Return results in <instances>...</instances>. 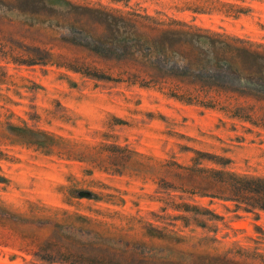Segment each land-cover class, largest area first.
<instances>
[{"label": "rangeland", "instance_id": "1", "mask_svg": "<svg viewBox=\"0 0 264 264\" xmlns=\"http://www.w3.org/2000/svg\"><path fill=\"white\" fill-rule=\"evenodd\" d=\"M218 1L0 0V264H264V0Z\"/></svg>", "mask_w": 264, "mask_h": 264}, {"label": "trees", "instance_id": "2", "mask_svg": "<svg viewBox=\"0 0 264 264\" xmlns=\"http://www.w3.org/2000/svg\"><path fill=\"white\" fill-rule=\"evenodd\" d=\"M222 4L218 0H196V2H192L191 8L193 11L203 12L205 9L212 10L215 9V4ZM214 4V5H213ZM222 5H227L223 3ZM232 7L233 5H229ZM243 10L242 7L237 9V12H241ZM230 11V10H227ZM194 62H189L188 66H193ZM204 105H208L205 104ZM235 179L234 183H229L227 181H223L226 184V189L229 192H232V195L236 200L250 206L252 208H260L264 209V178L259 177H247L240 175H232Z\"/></svg>", "mask_w": 264, "mask_h": 264}]
</instances>
